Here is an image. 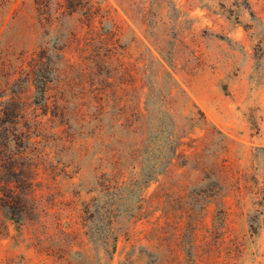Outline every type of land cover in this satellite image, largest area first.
<instances>
[{
	"label": "rangeland",
	"instance_id": "1",
	"mask_svg": "<svg viewBox=\"0 0 264 264\" xmlns=\"http://www.w3.org/2000/svg\"><path fill=\"white\" fill-rule=\"evenodd\" d=\"M36 1L0 0V90L32 109L50 81L58 116L33 119L48 127L42 220L11 225L0 264H104L79 225L108 172L97 153L116 139L148 166L177 137L182 155L146 190L149 216L113 264H264V0H76L58 56Z\"/></svg>",
	"mask_w": 264,
	"mask_h": 264
},
{
	"label": "trees",
	"instance_id": "2",
	"mask_svg": "<svg viewBox=\"0 0 264 264\" xmlns=\"http://www.w3.org/2000/svg\"><path fill=\"white\" fill-rule=\"evenodd\" d=\"M75 1L66 0L64 12L60 11V8L64 7L62 0L36 1L42 27L49 34L55 33L59 40L58 46L54 47L57 56L63 50L61 43L64 44L77 35L64 24L65 20L70 21L76 12ZM95 19V15H92L91 20ZM49 52V48L43 47L41 58L44 55L51 60ZM49 65L50 63L47 67ZM38 66L37 64L32 66L30 78ZM56 72V63H53L51 73ZM40 91V103L37 102V106L31 109L30 104L24 102L22 91H14L13 94L7 95L5 91L0 90V239L9 235L11 225H16L21 231L25 226L42 220L44 196L39 192L43 183L40 180L41 171L47 164L46 149L49 145L43 140L48 139L45 134L48 127L33 119H39L36 113H39V116H48L50 112L57 118L58 112L53 111L49 103L50 81L44 83ZM56 120L49 119L50 122ZM51 128L54 135H57L53 140L59 146L67 143L73 149L75 146L72 144L73 140L61 137L58 125ZM185 144L184 137H177L173 141L171 155H152L147 160L153 164L148 166L143 165L145 162L141 161V155L112 149L118 145L116 139L110 141L109 145L112 147L110 146L111 149L107 153H97L95 157L96 163H99L97 170L108 167V172H103L105 169H102L101 174L96 175L98 196L92 202H84L79 225L82 224L84 229L90 228L91 231L87 234L90 241L96 245L98 254H105L104 264H113L121 240L124 236H130L129 225L149 216L152 201L147 199L145 192L153 181H158L159 177L169 170L170 165L182 155L180 153ZM81 155L78 154V158L85 160L86 157ZM92 155L91 152L90 156ZM138 169L140 170L137 171Z\"/></svg>",
	"mask_w": 264,
	"mask_h": 264
}]
</instances>
